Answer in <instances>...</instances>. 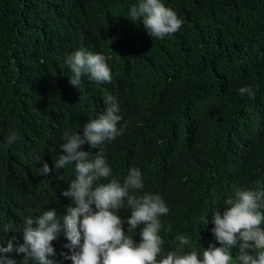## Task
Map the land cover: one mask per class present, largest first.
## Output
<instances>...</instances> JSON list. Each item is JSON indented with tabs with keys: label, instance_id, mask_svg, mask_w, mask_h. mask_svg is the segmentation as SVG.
Returning a JSON list of instances; mask_svg holds the SVG:
<instances>
[{
	"label": "trees",
	"instance_id": "1",
	"mask_svg": "<svg viewBox=\"0 0 264 264\" xmlns=\"http://www.w3.org/2000/svg\"><path fill=\"white\" fill-rule=\"evenodd\" d=\"M139 2L0 0V245L13 237L22 244L28 217L49 209L66 214L72 199L62 192L75 172L74 165L54 166L63 133L82 134L108 95L125 133L114 139L116 159L140 167L158 160L173 209L199 205L200 185H211L216 174L264 182V0H162L183 21L163 40L127 18ZM87 46L107 52L113 78L96 83L85 76L78 90L64 61ZM241 87H252L255 98L241 96ZM10 131L19 138L8 146ZM81 148L90 155L94 149ZM43 162L52 168L47 177L35 175ZM4 225L12 231L3 232ZM69 243L58 234L49 259L72 264ZM4 255L24 262L23 253Z\"/></svg>",
	"mask_w": 264,
	"mask_h": 264
},
{
	"label": "clouds",
	"instance_id": "2",
	"mask_svg": "<svg viewBox=\"0 0 264 264\" xmlns=\"http://www.w3.org/2000/svg\"><path fill=\"white\" fill-rule=\"evenodd\" d=\"M127 18L140 21L153 39L160 40L183 24L162 0H140ZM106 55L90 46L66 55L69 84L79 90L85 76L96 83H111ZM238 91L249 99L256 95L252 87ZM104 104V112L84 123L82 134L63 133L54 166L59 170L74 165L75 172L62 192L72 199L66 214L49 209L26 218L23 243L14 245L13 237L6 247L0 245V264H16L4 255L13 251L24 254L23 264H55L49 257L56 254L52 242L61 232L70 242L67 259L72 264H264V182L251 174H216L211 185H200L199 205L189 203L175 210L163 190L165 175L158 160L149 159L140 167L116 159V142L125 134L118 127L122 117L115 97L105 96ZM18 138L16 131H10L7 145ZM105 141L109 142L101 146ZM85 143L94 148L91 155L82 150ZM34 160L43 161L39 155ZM51 171L43 162L35 175L47 177ZM171 185L175 187L174 180ZM2 231L12 228L4 225Z\"/></svg>",
	"mask_w": 264,
	"mask_h": 264
}]
</instances>
